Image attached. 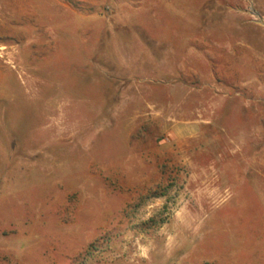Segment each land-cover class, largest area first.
<instances>
[{
  "label": "rangeland",
  "instance_id": "374dc122",
  "mask_svg": "<svg viewBox=\"0 0 264 264\" xmlns=\"http://www.w3.org/2000/svg\"><path fill=\"white\" fill-rule=\"evenodd\" d=\"M0 264H264V0H0Z\"/></svg>",
  "mask_w": 264,
  "mask_h": 264
}]
</instances>
